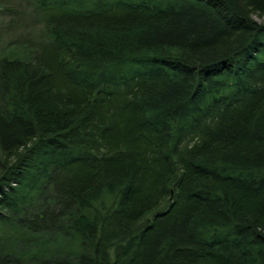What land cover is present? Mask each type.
Returning a JSON list of instances; mask_svg holds the SVG:
<instances>
[{
    "label": "trees",
    "instance_id": "1",
    "mask_svg": "<svg viewBox=\"0 0 264 264\" xmlns=\"http://www.w3.org/2000/svg\"><path fill=\"white\" fill-rule=\"evenodd\" d=\"M33 5L42 41L0 56V225L77 243L35 264H264V0Z\"/></svg>",
    "mask_w": 264,
    "mask_h": 264
},
{
    "label": "rangeland",
    "instance_id": "2",
    "mask_svg": "<svg viewBox=\"0 0 264 264\" xmlns=\"http://www.w3.org/2000/svg\"><path fill=\"white\" fill-rule=\"evenodd\" d=\"M34 1L0 0V56L13 51L20 54L28 52V48L24 47L25 40L30 41L31 48L42 41V26L36 21ZM13 20L18 21V25L8 26ZM42 198L36 197L35 202H42ZM45 204L49 209H58L51 206L49 199H45ZM38 222L40 226L36 230L24 228L19 222L9 227L0 225V258L4 255L19 257L25 264H35L41 259L51 260L59 255L71 259L75 257L78 246L72 237L59 233L54 221Z\"/></svg>",
    "mask_w": 264,
    "mask_h": 264
}]
</instances>
